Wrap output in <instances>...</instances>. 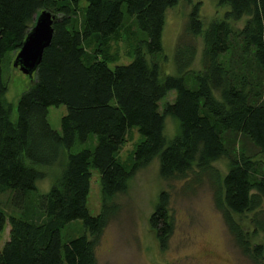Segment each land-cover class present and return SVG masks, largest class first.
I'll list each match as a JSON object with an SVG mask.
<instances>
[{
	"label": "trees",
	"instance_id": "1",
	"mask_svg": "<svg viewBox=\"0 0 264 264\" xmlns=\"http://www.w3.org/2000/svg\"><path fill=\"white\" fill-rule=\"evenodd\" d=\"M84 1L0 0V197L18 212L0 207V233L9 225L0 264H97L100 236L119 209L105 199L154 158L165 181L186 188L207 178L236 245L264 264V0H218L225 11L206 27L193 5L174 47V74L163 71L162 41L165 11L178 0ZM42 11L54 17L53 36L12 119L4 75ZM121 44L127 64L113 51ZM59 106L60 132L48 121ZM166 116L180 129L169 141ZM134 130L140 139L125 162L119 154ZM222 158L223 174L212 166ZM51 167L59 175L40 194ZM93 170L103 197L96 216L87 209ZM170 202L161 191L148 221L161 250L174 232ZM75 221L83 233L64 236Z\"/></svg>",
	"mask_w": 264,
	"mask_h": 264
},
{
	"label": "rangeland",
	"instance_id": "2",
	"mask_svg": "<svg viewBox=\"0 0 264 264\" xmlns=\"http://www.w3.org/2000/svg\"><path fill=\"white\" fill-rule=\"evenodd\" d=\"M80 6H85L84 0H78ZM218 0H178L176 6L165 11V26L163 32V53L166 61L163 71L174 74L172 65L175 45L183 39L184 26L193 5L199 4L201 20L206 27L212 20L222 17L225 9L217 5ZM242 22L235 26L241 27ZM199 52L202 47L201 38L196 41ZM114 46V45H113ZM120 53L119 64H127L131 59L123 55V45L113 47ZM200 53L193 69H199ZM14 56L9 57V66L5 72L8 80V90L4 100L12 106V119L16 118L17 101L21 93L31 85V81L18 68L12 66ZM175 94L169 92L162 103L172 102ZM66 114L64 106L50 107L48 121L51 127L60 132V120ZM180 132L178 122L166 116L164 118L163 136L171 140ZM140 135L136 130L132 138L126 142L120 151V159L127 161ZM227 160L222 158L212 166L222 174L227 170ZM45 178L37 183V192L45 193L59 175L58 167L44 169ZM184 183L163 180L159 175V162L154 158L148 165L139 169L127 182L123 193L106 198L107 204L114 203L119 208L117 214L110 220L100 236L95 251L97 264H257L245 256L236 245L229 233L220 212L216 209L213 199L211 182L207 178L192 181L188 187ZM168 191L171 195L170 209L174 220V232L168 247L161 250L154 233L150 230L148 221L153 212L158 194ZM103 197L99 188V175L93 170L90 180V191L87 199V209L91 216L100 212ZM0 207L10 214H18L7 201V196L0 197ZM250 228L244 218H238ZM80 221L68 225L63 231L64 236L75 237L83 233ZM251 233V230L249 234ZM9 225L0 233V249L8 239ZM259 242L261 235L252 238Z\"/></svg>",
	"mask_w": 264,
	"mask_h": 264
},
{
	"label": "water",
	"instance_id": "3",
	"mask_svg": "<svg viewBox=\"0 0 264 264\" xmlns=\"http://www.w3.org/2000/svg\"><path fill=\"white\" fill-rule=\"evenodd\" d=\"M54 17L48 11H42L35 18L34 26L29 30L20 50L15 55L13 67L30 80L36 72L45 48H47L53 36Z\"/></svg>",
	"mask_w": 264,
	"mask_h": 264
}]
</instances>
